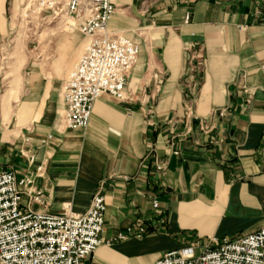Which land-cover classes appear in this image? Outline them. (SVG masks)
<instances>
[{"label": "crops", "instance_id": "crops-1", "mask_svg": "<svg viewBox=\"0 0 264 264\" xmlns=\"http://www.w3.org/2000/svg\"><path fill=\"white\" fill-rule=\"evenodd\" d=\"M111 1L108 33L139 47L128 99L103 94L86 128H66L61 85L84 49L72 31L61 34L67 59L53 62L49 76L26 79L18 99L13 78L1 99L0 168L31 176L42 195L30 207L58 215L85 212L101 184L103 241L138 222L148 227L141 239L102 243L84 264H154L187 244L257 231L264 224V0ZM5 5L0 0V10ZM190 56L199 64L194 72Z\"/></svg>", "mask_w": 264, "mask_h": 264}, {"label": "built area", "instance_id": "built-area-1", "mask_svg": "<svg viewBox=\"0 0 264 264\" xmlns=\"http://www.w3.org/2000/svg\"><path fill=\"white\" fill-rule=\"evenodd\" d=\"M38 10L58 14L64 11L87 37V44L76 66L64 81L61 98L63 121L71 130L88 126L95 100L103 94L128 99L126 81L134 67L139 47L124 35L110 34L107 24L115 11L111 0H32ZM188 70L197 65L193 57ZM216 113V112H215ZM218 116L224 118L225 110ZM207 127V126H206ZM202 129H207L202 126ZM165 164L157 166L164 169ZM100 184L87 210L81 214H54L30 207L41 199L33 178H17L0 168V264H84L99 246L128 238L141 239L148 227L143 222L103 241L100 237L106 210ZM28 201L22 204V197ZM155 216L163 223V212L152 202ZM154 264H264V224L248 235L210 239L207 243L187 244L163 253Z\"/></svg>", "mask_w": 264, "mask_h": 264}, {"label": "rangeland", "instance_id": "rangeland-1", "mask_svg": "<svg viewBox=\"0 0 264 264\" xmlns=\"http://www.w3.org/2000/svg\"><path fill=\"white\" fill-rule=\"evenodd\" d=\"M38 9L32 0H6L4 9L0 10V116L3 119L1 99L13 78L16 89L13 96L18 99L26 79L49 76L48 70L55 66L53 62L67 59L66 49L59 43L61 34L72 31L81 43L80 51L88 42L64 11L51 14ZM70 40L74 42V38Z\"/></svg>", "mask_w": 264, "mask_h": 264}]
</instances>
